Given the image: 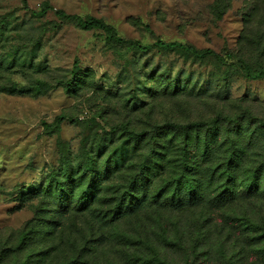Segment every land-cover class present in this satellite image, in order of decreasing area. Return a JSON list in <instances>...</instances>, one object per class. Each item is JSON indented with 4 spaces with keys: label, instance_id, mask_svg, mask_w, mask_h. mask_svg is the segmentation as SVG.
Here are the masks:
<instances>
[{
    "label": "rangeland",
    "instance_id": "rangeland-1",
    "mask_svg": "<svg viewBox=\"0 0 264 264\" xmlns=\"http://www.w3.org/2000/svg\"><path fill=\"white\" fill-rule=\"evenodd\" d=\"M44 2L102 18L142 44L175 40L264 66V0H27V7L0 0L7 23L0 34V86L23 90H0V264H158L156 256L264 264V182L248 197L238 180L234 195L220 201L227 194L224 176L203 168L191 172L204 178L200 204L178 210L151 201L159 189L173 190L183 139L172 134L133 147L120 129L242 112L264 120V78H247L213 57L139 51L110 41L103 30L62 22L53 11L33 16ZM75 72L83 81L68 93L64 84ZM58 115L67 119L58 132L46 133L43 123ZM242 123L222 122L213 145L225 157L228 132L243 133L247 164L254 166L264 154V131L253 120ZM191 134L193 145L211 140L205 129ZM151 144L163 146L159 159ZM143 160L145 173L138 176ZM127 192L145 196L144 205L121 214Z\"/></svg>",
    "mask_w": 264,
    "mask_h": 264
},
{
    "label": "trees",
    "instance_id": "trees-1",
    "mask_svg": "<svg viewBox=\"0 0 264 264\" xmlns=\"http://www.w3.org/2000/svg\"><path fill=\"white\" fill-rule=\"evenodd\" d=\"M23 4L27 7V0H22ZM48 11H53L54 14L62 21V22H74L80 28L85 30H92V29H100L103 30L107 36V38L118 44H128L130 47L135 48L139 51H148L151 47H156L159 49L164 50H180L187 55H191L196 58H208L213 57L216 60H219L221 63H226L227 65H234L237 66L243 74L250 79H262L264 78V66H260L258 68H253L250 63L246 62L241 57H233V56H224L220 53L216 52L211 48H196L191 44H186L180 41H164L162 39H156L153 44H142L138 40H131L127 39L119 34V32L115 29V27L109 23H107L102 18H97L93 16H81L77 14H72L66 12L63 9H56L48 2H44L42 7L38 10H32L31 13L33 16H44ZM219 12V10H217ZM221 18V15H219ZM6 18L0 19V34L6 25ZM3 66H0V72ZM83 80L79 77L78 73L75 72L74 78L71 79L69 82L64 84V89L68 93H74L77 88L81 87L80 82ZM1 91H9L14 94H23L22 89L16 88H5L0 86ZM67 119L65 115H58L53 123L44 122V130L46 133L51 132H58L60 129L61 123ZM258 122V127L264 131V120L259 119L256 116H251V114L247 112H242L236 114L235 116H223L217 115L210 121L206 120H198L192 121L190 123H176V122H167L162 125L156 124L151 130H142V131H135L130 130L127 126H122L120 128L122 133L129 139L133 147H136L138 142L145 141V143L150 142L148 138H167L175 134V139H183L181 141L182 149L179 151L178 154L179 158L178 167L179 172L176 175V178L171 183L174 187L173 190L167 193H163V188L156 191V193L151 196V201H160V204H167L173 206L175 209H181L182 205L186 204L187 202L193 204H200V198L203 196L202 186L204 185V178H197L196 174H193L196 170L201 171L203 168L209 172L211 175L218 172L219 174L223 175L226 182L222 184V187L226 189L225 198H222L220 201H224V199H230L234 195L233 185L239 180L241 181L240 187L242 189V194H248V197L252 196L253 191L260 193L258 190L262 186L264 182V154L261 159L257 162L256 165L251 166L247 164V143L241 141L240 137L243 133L239 132H228L227 136V143L228 146L225 147V157L222 158L217 155L218 147L213 145V139L218 137L221 133L220 124L222 122H230L235 124L243 125L244 121L246 123L251 122ZM118 128H114L117 130ZM205 129L211 140L208 138L204 139V142L197 146V142L193 143L192 132H198L200 130ZM115 131H111L112 133ZM151 133V134H150ZM150 134V136H149ZM149 136V137H148ZM238 136V138H237ZM244 138L246 135L244 134ZM250 143V142H249ZM180 145V144H179ZM196 146V149H193ZM163 146H158L157 150H154L153 145L151 144V156H156V158H160L162 155L158 149L162 148ZM123 152V151H122ZM194 154H199L196 156ZM89 160V159H88ZM205 165V166H204ZM84 172L90 170L89 167L93 166V162L85 163ZM147 162L143 160L141 163V167L139 168L138 176L144 174L145 172L142 171L146 169ZM203 166V167H202ZM64 178L69 179V172H67V167L63 168ZM193 171V173H191ZM136 174V175H137ZM134 176V181L138 182V176L136 178ZM244 176V177H240ZM228 181V182H227ZM63 184L58 183L56 188L58 191L62 189ZM222 191V190H221ZM219 191V193H222ZM231 193V195H229ZM190 195V196H189ZM128 199V202H127ZM145 200V196L142 198H138V196H131L127 193L123 195V201L126 203L125 209H123L124 205L122 206L120 213L124 214L127 212H133L137 210V208L142 207L143 201ZM168 205V204H167ZM129 209L126 210V209ZM25 238H23V241ZM196 256V255H195ZM197 257V256H196ZM187 260V259H186ZM156 261L158 264H192L191 261L188 262H168L156 256ZM194 264V263H193Z\"/></svg>",
    "mask_w": 264,
    "mask_h": 264
}]
</instances>
